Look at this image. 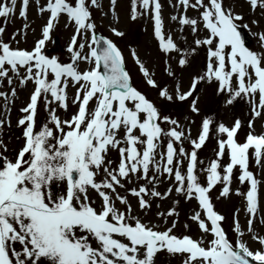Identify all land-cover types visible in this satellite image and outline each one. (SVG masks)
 I'll use <instances>...</instances> for the list:
<instances>
[{
    "label": "snow or ice",
    "instance_id": "obj_1",
    "mask_svg": "<svg viewBox=\"0 0 264 264\" xmlns=\"http://www.w3.org/2000/svg\"><path fill=\"white\" fill-rule=\"evenodd\" d=\"M29 3L30 0H21V17L27 16ZM139 3L154 12V31L161 49L179 52L172 37L164 34L160 0H139ZM178 3L185 8L204 9L201 19L210 34L195 43L210 47L205 75L194 78L187 92H180L177 88L176 98L187 100L193 96L200 81L215 78L220 82V92L231 93L226 101L228 105L242 94H258L254 115L261 116L264 109V54L245 46L239 30L243 17L226 8L224 0H208L207 4L205 0H178ZM249 3L253 9L264 8V0H249ZM16 5L17 0H0V17L13 14ZM136 5L137 0H133V19L136 18ZM98 6V0H47L39 11L50 12V17L33 50L12 48L9 43L0 41V78H7L12 84V73L22 84L35 83L30 102L21 109L25 115L18 120V126L24 128V146L14 159L0 152V264H155L157 253L164 251L171 255L184 254V264H264V250L253 252L245 243L234 245L229 239L222 226L225 217L214 210L209 195L217 184H223L221 195L227 196L233 171L239 168V180L250 183L246 193L247 211L256 212L259 182L249 170V161L250 155L255 157L257 164L264 158V134L249 133L245 142L240 143L237 140L241 129L239 119L231 128L219 124L218 132L225 134L226 139L218 140L216 159L203 170L207 173L206 186L202 184L197 170V150L208 139L212 121H203L198 138L190 141V152L176 143L182 142L184 131H177L174 127L164 132L161 122H169V117H162L156 105L133 86L117 45L96 35L90 9ZM62 13L76 25L67 49L71 63H62L59 57L45 54L46 42L51 40L55 22ZM180 22L192 26L193 32L197 31V19L185 15ZM4 31V27H0V36ZM113 32L123 35L115 29ZM78 39L84 42H78ZM260 39L264 41V34H260ZM86 47L87 53L84 52ZM80 62L94 66L81 71ZM187 63V58L179 60L182 67ZM139 67L147 84L159 87L148 69L143 64ZM70 80L79 85L71 101L79 107L71 119L61 120L54 105L65 110L69 107L67 89ZM12 95H15L14 88ZM159 95L169 101L173 99L166 87L160 89ZM0 97L6 98L7 94L0 92ZM41 100L49 111L50 124H42L37 131ZM93 101L94 108L90 106ZM192 110L199 111L195 99ZM3 123L0 121V126ZM170 123L177 125L175 120ZM121 129L124 131L122 139L119 136ZM137 129L141 136L135 135ZM162 135L171 139L166 151L158 152ZM122 143L127 146H121ZM138 144L143 146L142 150ZM0 148L6 150L2 141ZM110 149H116L120 154V162L115 168L107 159ZM226 149L229 162L222 165ZM181 157L187 160L184 173L181 171L184 163ZM101 169L104 177L97 181ZM153 170L154 173L162 170L174 176L178 183L175 190L198 200L205 216L197 212L192 219L202 232L213 237L207 246L203 239L173 234L175 222L172 227L159 231L128 215L131 206L117 188H124L122 180L138 174L146 185L130 191L138 198L140 208L146 210L151 205L144 199L145 195L161 196L160 192L147 187L157 179L156 174L149 175ZM61 184L65 185L63 190ZM89 189L95 190L101 198L98 207L90 202ZM171 191L168 189L169 193ZM116 200L125 206V211L116 206ZM174 214L175 209L167 213L169 216ZM252 223L249 219L250 231ZM236 231L239 232L238 226ZM124 239L128 243L123 242ZM253 239L264 246V237L254 236ZM16 245L20 246L19 250Z\"/></svg>",
    "mask_w": 264,
    "mask_h": 264
},
{
    "label": "rangeland",
    "instance_id": "obj_2",
    "mask_svg": "<svg viewBox=\"0 0 264 264\" xmlns=\"http://www.w3.org/2000/svg\"><path fill=\"white\" fill-rule=\"evenodd\" d=\"M68 2H72V0H68ZM192 2H195V0H192ZM46 3L47 0H30L27 16L21 17L19 14L21 0H17L16 11L6 18L0 17V27L5 29L3 35L0 36V41L9 43L12 48L33 50L37 41L42 38V29L50 17V12L41 13L39 11V8L45 6ZM98 3V7L90 9L96 31L113 40L118 46L124 57L126 68L131 75L133 86L142 91L156 105L162 117H169V122H161V128L164 129V132L166 133L174 127L177 128V131H184L185 137L182 142L176 143L190 152L192 151L190 141L198 138L202 131L203 121L205 119L212 121L208 139L204 146L197 150L198 176L200 182L206 186L207 173L203 170L207 169L210 162L216 159L218 140L226 139L225 134L218 132L219 124L223 123L231 128L234 122L239 119L241 129L237 133V140L240 143L245 142L249 133L252 135L264 134V109L261 110V116L256 117L254 115V108L259 98L258 94H251L250 96L242 94L241 97L236 98L233 104L228 105L226 101L230 98L231 93L227 91L220 92V82L212 78L200 81L193 96L187 100L180 101L176 98L177 88L180 92H187L193 83V79L206 73L210 46L195 43L196 40H203L210 34L201 19V13L204 11L202 7L196 9L185 8L184 5L178 3V0H160L164 34L166 37L171 36L180 49L179 52H164L160 47L158 37L155 35L154 12L151 8L144 9L137 0L136 18L133 19V0H115V3H112V0H98ZM207 3L208 0H205V4ZM224 6L231 8L234 14L243 17V20L239 23L242 27L247 26L244 28L251 36V42L246 47L264 54V41L260 39V34H264V8L256 7L253 9L249 0H224ZM185 15L198 20L197 31L193 32L192 26L180 22V18ZM174 16L177 19L173 20L172 17ZM25 25H27L26 28ZM113 29L123 33V35H116ZM75 30V23L70 21L67 14L62 13L58 18V22H55V27L51 32V40L46 42L45 54L49 57H59L62 63H71V56L67 49ZM78 42L84 41L78 39ZM87 51L86 47L84 52L87 53ZM181 58H187L188 60V63L183 67L179 64ZM140 64L148 69L159 87L154 88L147 84L146 78L140 70ZM93 66L87 62H80L79 70H88ZM23 74L24 71L21 69V75ZM10 75L13 79L12 84L8 83L7 78H0V92L7 94L6 98L0 97V121L4 122L0 126V141L6 147V150L0 148V152L8 158L14 159L25 143L24 128L18 126V120L25 115L21 109L30 102V95L34 91L35 83L29 81L22 84L14 74L10 73ZM233 81L235 82V77H233ZM78 87L79 85H74L71 80L69 81L67 89L69 107L66 110L54 105L61 120L71 119L77 112L79 105H74L71 101L75 97ZM165 87L173 96L171 101L163 99L159 95L160 89ZM13 88L15 89L14 96L12 95ZM193 99L196 100L198 112L192 110ZM90 106L94 108L95 102H91ZM171 120L177 121L178 127L171 124ZM44 123L50 124L49 111L46 110L44 102L41 100L38 104L36 130L39 131L40 126ZM250 123L251 127H249ZM135 135L141 136L138 129L135 131ZM119 136L121 139L123 138V129H121ZM170 139L171 137L162 135L160 137V147L157 151L165 152ZM121 146L127 145L122 143ZM137 147L143 149L142 145L138 144ZM107 159L112 161L111 167H117L120 162L118 150L110 149ZM157 159H159V156H157ZM180 159L184 161L181 165V171L184 173L187 168V160L183 157ZM200 161L203 163H200ZM228 162L229 157L226 149L221 164L226 165ZM249 170L253 171L259 182L258 207L254 214L247 211L246 193L250 189V183H242L239 180V168L233 171L230 192L227 196L221 195L223 184H217L209 195L214 210L225 217L222 226L229 239L234 245L243 242L250 250L255 252L256 250H264V246L258 240L253 239L254 236L264 237V158H262L260 164H257L255 157L250 155ZM153 174H156L157 179L153 184H148L147 187L160 192L161 196L145 195L144 199L148 200L151 205L146 210L140 208L138 198L132 195L130 191L132 188L138 189L146 185V181L140 178L138 174H133L129 179L122 180L124 188H117V192L127 197L131 206L132 211L128 215L139 218L141 222L154 226L159 231L172 227L175 222L173 234L178 237L187 235L193 239H203L205 246H207V242L213 237L202 232L198 223L192 219L197 212L202 217L205 216L198 200L187 198L183 193L177 192L175 189L178 183L175 181L174 176H169L162 170L159 173H154V170L150 171L149 175ZM103 177L104 172L101 169L97 181L103 179ZM64 187L65 185H60L61 190ZM168 189H172V191L169 193ZM88 194L90 202H94V206L98 207L101 204V198L97 192L89 189ZM115 204L121 211H125V206L118 200L115 201ZM171 209H175V214L169 216L167 213ZM161 213L164 215H159ZM249 219L253 221L251 231L249 230ZM131 222L129 220V223ZM237 226L239 232L236 231ZM240 233H243V235L241 236ZM123 242L128 243L126 239ZM15 247L18 250L20 248L19 245ZM143 251L141 249V252ZM185 258L184 254L171 255L164 251L157 253L155 264H184Z\"/></svg>",
    "mask_w": 264,
    "mask_h": 264
},
{
    "label": "water",
    "instance_id": "obj_3",
    "mask_svg": "<svg viewBox=\"0 0 264 264\" xmlns=\"http://www.w3.org/2000/svg\"><path fill=\"white\" fill-rule=\"evenodd\" d=\"M239 30H240L241 33H242V36H243V38H244V40H245V43L248 44L249 41H250L249 36L247 35V33H246L242 28H240ZM98 36H101V35L98 34Z\"/></svg>",
    "mask_w": 264,
    "mask_h": 264
}]
</instances>
